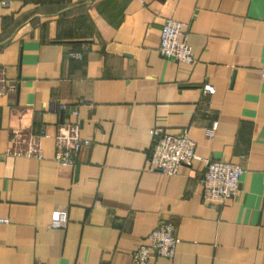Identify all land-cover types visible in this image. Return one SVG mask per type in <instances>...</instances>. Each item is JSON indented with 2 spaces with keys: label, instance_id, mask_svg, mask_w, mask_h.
I'll return each instance as SVG.
<instances>
[{
  "label": "crops",
  "instance_id": "obj_1",
  "mask_svg": "<svg viewBox=\"0 0 264 264\" xmlns=\"http://www.w3.org/2000/svg\"><path fill=\"white\" fill-rule=\"evenodd\" d=\"M167 17L193 63L160 54ZM0 65V264H130L160 222L179 241L156 264H264V0H0ZM64 121L90 140L73 166ZM158 128L241 165L238 194L205 200L201 159L150 170ZM42 131L40 157L9 151Z\"/></svg>",
  "mask_w": 264,
  "mask_h": 264
},
{
  "label": "built area",
  "instance_id": "obj_2",
  "mask_svg": "<svg viewBox=\"0 0 264 264\" xmlns=\"http://www.w3.org/2000/svg\"><path fill=\"white\" fill-rule=\"evenodd\" d=\"M158 50L163 57L176 61L193 63L195 60L181 22L172 17H167L163 21ZM74 55L80 56V54ZM262 75L264 76V68ZM12 89V85L3 76V68L0 65V94ZM203 89L209 94L214 91L211 84H204ZM60 108L65 109L66 105L61 104ZM73 113L76 115L77 110ZM79 129L76 122L64 121L56 134L52 135L55 139V160L62 166H73L80 149L90 144L89 139L80 135ZM150 132L154 135L153 148L147 160L150 170L172 176L178 173L181 165L201 159L204 162V171L200 184L205 200L224 202L238 194L240 175L243 171L241 165L220 159L201 158L196 153V142L188 136L186 130L179 134L168 133L160 128L152 129ZM40 137L51 136L44 131L38 135H29L28 138L22 133H15L11 142L25 141L26 146L24 149L13 148L9 151L15 154L40 157L38 145ZM0 222L6 223L7 219L0 218ZM66 222L65 211L53 212L50 224L52 227L64 226ZM146 241L137 245L130 264H156L157 257L171 258L175 254L179 239L174 234V225L171 222H160L147 234Z\"/></svg>",
  "mask_w": 264,
  "mask_h": 264
}]
</instances>
